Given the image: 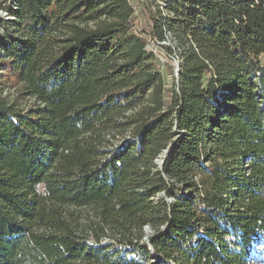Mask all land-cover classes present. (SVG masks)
Here are the masks:
<instances>
[{"label": "trees", "instance_id": "trees-1", "mask_svg": "<svg viewBox=\"0 0 264 264\" xmlns=\"http://www.w3.org/2000/svg\"><path fill=\"white\" fill-rule=\"evenodd\" d=\"M164 1L6 7L0 264H264V0ZM163 27L197 49L171 96L145 51Z\"/></svg>", "mask_w": 264, "mask_h": 264}, {"label": "built area", "instance_id": "built-area-1", "mask_svg": "<svg viewBox=\"0 0 264 264\" xmlns=\"http://www.w3.org/2000/svg\"><path fill=\"white\" fill-rule=\"evenodd\" d=\"M159 2V0H156ZM137 4V3H136ZM136 4L132 5V10L134 15L139 18V8ZM6 7L16 10V0H8L5 4ZM6 7L0 8V20L6 23L13 21L14 17L8 13ZM141 25V24H140ZM4 28L3 23L0 22V35H3ZM197 52L195 45L192 42L181 43L177 40L171 30L166 27L162 28V36L160 39L154 38L151 35H147L145 42V51L151 54L157 64V70L162 77V90L168 94H178L179 93V73L181 69V64L183 61L184 54L189 50ZM3 53L0 52V55ZM8 93L5 91L4 94ZM9 93H13L12 90ZM166 155V150H164L155 159V165L160 170ZM166 186L170 188L172 181L164 178ZM197 179V178H196ZM165 198V201L170 204L172 202L171 198L165 197V191L157 193L151 200L156 203L159 199ZM145 232H149L150 235L152 231L145 227ZM146 240V237L143 238Z\"/></svg>", "mask_w": 264, "mask_h": 264}, {"label": "rangeland", "instance_id": "rangeland-1", "mask_svg": "<svg viewBox=\"0 0 264 264\" xmlns=\"http://www.w3.org/2000/svg\"><path fill=\"white\" fill-rule=\"evenodd\" d=\"M165 1L164 0H159V2L156 1V4L151 8V11L153 13H156L157 10L159 9L160 11L165 12V7H164ZM157 5V6H156ZM259 61L262 65H264V55H261L259 57ZM14 98H11V100H13ZM15 101L17 103H19V107L24 109L27 107V100L26 99H15ZM77 212L79 213V222L80 224H86L88 221H97V216L94 214V212L91 209H82L80 211L77 210ZM149 232H145V234H148ZM92 240V239H91ZM102 241L103 242H110L111 241V237L110 235H106L104 237H102ZM260 252V248L257 247H252V255L254 257V264H262L261 263V255H259Z\"/></svg>", "mask_w": 264, "mask_h": 264}, {"label": "crops", "instance_id": "crops-1", "mask_svg": "<svg viewBox=\"0 0 264 264\" xmlns=\"http://www.w3.org/2000/svg\"><path fill=\"white\" fill-rule=\"evenodd\" d=\"M165 100L168 101V102H170V98L169 97H167Z\"/></svg>", "mask_w": 264, "mask_h": 264}]
</instances>
